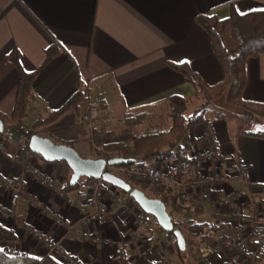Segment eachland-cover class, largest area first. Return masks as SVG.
I'll list each match as a JSON object with an SVG mask.
<instances>
[{"label":"crops","instance_id":"1","mask_svg":"<svg viewBox=\"0 0 264 264\" xmlns=\"http://www.w3.org/2000/svg\"><path fill=\"white\" fill-rule=\"evenodd\" d=\"M261 9L264 0H0V112L11 113L18 70L30 72L39 67L45 49L54 43L55 54L33 80L34 99L26 118L31 124L76 91L81 92V101L46 127L26 128L30 134L70 145L83 157H94L93 149L98 148L93 147L91 133L76 119L87 104L99 101L107 104L110 117H118L122 125L127 115L143 114L145 122L137 127L139 131L169 128L168 97L196 100L191 85L169 63H187L207 85L223 79L209 36L195 17L206 14L224 19L231 10L242 14ZM243 72L241 98L264 104V52L247 58ZM209 129L222 151L220 169L226 180L216 188L203 187L199 207L184 205L167 192L165 209L181 223L187 241L183 249L176 239L175 248L156 220L119 189L114 200L105 196L107 213L85 224L62 197L41 185L33 174L25 177L24 189L54 216L66 219L71 228L56 225L24 198L10 204L9 195L0 190V204L9 212V217L0 214V224L15 236L11 241H0V248L39 258L52 255L61 264H264V228L247 222L238 202L221 210L213 211L212 207L223 191L231 188L250 195L264 209V135L230 128L222 119L213 118L193 128L191 149L208 146ZM101 139L128 141L130 134L124 125L118 134L102 135ZM0 140L4 145L0 175H20L24 161L62 184L70 174L63 161H44L23 149L21 134L17 138L0 135ZM239 164L249 172L248 183L238 176ZM90 184V180H82L77 188L65 192L84 199ZM142 191L155 197L149 186H143ZM173 202L179 207L173 208ZM194 222L201 225L192 228Z\"/></svg>","mask_w":264,"mask_h":264},{"label":"trees","instance_id":"2","mask_svg":"<svg viewBox=\"0 0 264 264\" xmlns=\"http://www.w3.org/2000/svg\"><path fill=\"white\" fill-rule=\"evenodd\" d=\"M195 22L203 27L207 32L213 53L223 70V79L215 84L207 85L189 68L187 63H169L171 67L182 74L184 79L191 85L194 91V98L199 99V105L189 114L185 110L191 104L192 99L179 95H170L167 99V115L170 118V126L165 130H156L146 127L138 130L137 127L145 122L144 115H127L123 118L125 127L130 134L128 141L102 142L101 136H111L113 132L109 129V110L105 102L99 101L101 119L98 124L88 131L92 136L94 157L125 158L128 161L120 162L116 166H126L130 164H147V162H159L172 158H184L193 145L192 130L197 124L210 123L213 117L205 111V105L219 100L221 92L226 88V101L229 105L245 110L253 114L264 122V104L252 103L241 98V90L244 85V61L249 57H254L260 52H264V9L252 10L245 13H237L231 10L228 17L217 19L214 15L200 14L195 17ZM52 43L45 49L43 63L35 70L24 72L18 70L17 88L14 97L13 107L9 115L0 112V118L4 123V130L0 135L10 136L9 128L12 125L19 126V122L26 118L31 102L34 99L32 92L33 80L44 63H47L55 54ZM18 57L13 56V61L17 62ZM219 98V99H218ZM81 101V92L76 91L71 97L63 102L56 109L35 118L29 128L39 130L55 122L67 110L75 109ZM23 135V149L41 158L38 154L31 152L27 147L30 130L18 127ZM253 134L264 135V132L250 131ZM100 146V148H99ZM70 171V170H69ZM70 175V174H69ZM69 175L63 183L65 191L77 188L82 180H94L92 178H80L75 184L69 183ZM130 183L132 187L142 190L143 185L135 182ZM127 198L135 203L128 192L120 190ZM136 204V203H135ZM173 208L179 206L172 203ZM171 217L173 228L178 229L183 235L185 246L187 244L185 234L182 232L181 223L172 219L171 212L167 211ZM146 214V213H145ZM190 222L192 220H189ZM200 223H191V227H197ZM159 229L166 236L171 237L175 248H177L175 238L171 230ZM14 233L0 224V241L14 240ZM196 238L193 242L196 241ZM202 239V236H199ZM178 249V248H177ZM194 251L193 254H195ZM198 253V252H197ZM0 264H61L54 256L46 255L36 257L30 254L13 252L6 248H0Z\"/></svg>","mask_w":264,"mask_h":264},{"label":"built area","instance_id":"3","mask_svg":"<svg viewBox=\"0 0 264 264\" xmlns=\"http://www.w3.org/2000/svg\"><path fill=\"white\" fill-rule=\"evenodd\" d=\"M100 111L97 105L89 104L77 117V122L84 125L87 131H91L100 120ZM209 144L202 149H191L184 158L167 159L154 164H130L126 166H107V169L117 176L138 184L153 185L158 199L164 206H168L167 192L170 190L176 200L184 205L199 207L201 204L200 193L203 187L216 188L217 185L226 180L225 174L221 171L220 165L223 161L221 149L216 145V139L212 129H209ZM4 150V145L0 140V151ZM239 178L248 183L249 172L243 165L237 166ZM33 174L41 185L59 195L77 213L79 220L85 224L98 221L107 213V198L114 200L117 196V188L104 182L101 179L91 180L88 192L84 199H75L68 195L63 189V184L49 173L34 169L29 161L22 163V173L20 175L5 176L0 175V190L9 195L10 204H15L20 198H24L28 205L39 207L47 217L53 219L56 225L71 228V224L64 218L56 217L49 208L40 202L35 196L29 194L24 189L25 177ZM220 200L213 202V211L229 207L231 203L238 202L245 211L246 221H251L262 230L264 223V209L262 205L235 189H225ZM0 214L2 217H9V212L0 204ZM132 243V240H129ZM55 249V245L52 246ZM247 264H254L249 263Z\"/></svg>","mask_w":264,"mask_h":264},{"label":"water","instance_id":"4","mask_svg":"<svg viewBox=\"0 0 264 264\" xmlns=\"http://www.w3.org/2000/svg\"><path fill=\"white\" fill-rule=\"evenodd\" d=\"M4 123L0 118V133ZM28 149L38 154L44 161H63L70 170L69 183L75 184L80 178L101 179L128 195L143 212L151 215L164 230H171L179 248H184V239L178 229L173 228L171 217L168 215L163 202L156 197L147 196L142 190L132 187L129 182L107 169L125 158L83 157L73 147L64 143H55L50 138L38 133H31L27 141Z\"/></svg>","mask_w":264,"mask_h":264},{"label":"rangeland","instance_id":"5","mask_svg":"<svg viewBox=\"0 0 264 264\" xmlns=\"http://www.w3.org/2000/svg\"><path fill=\"white\" fill-rule=\"evenodd\" d=\"M226 93H227V89L225 88L221 92L222 95H220V97H219L220 99L218 98L219 100L215 101V103H216L215 105H213V103H208L205 105V111L207 113H209L210 115H212L213 118H220L223 121L227 122L230 128L256 131V132H258V131L264 132V125L262 123L263 119L255 116L253 114H250L243 109L229 105L225 99ZM199 102H200L199 99H198V101L195 100L194 102H191V104L185 110V114H189L195 107H197L199 105ZM89 104L97 105L99 108V111H100V107H99L98 102H90ZM89 104H87V105H89ZM235 113H236V117H238V118L240 117V119L235 118V116L233 115ZM113 114H115V112ZM113 116L110 117V115H109V121H110L109 129L114 134H118L122 129H124V125H122L120 120H118V117H115V116L113 117ZM99 119H101V112H100ZM117 121H118V123H117ZM98 122H97V124H98ZM29 124H30V119L24 118L21 120V123L19 124V126L12 125L9 128V131H10L9 134L11 135V137L17 138V136L20 134V130L18 127H22L24 129H26L29 127ZM168 124H169V120H168ZM165 129H167V126H164L161 130H165ZM34 169H36V168H34ZM142 185L143 186H149L146 184H142ZM149 188L153 192V196H155L157 198L158 195L156 194L157 192L155 191V188H157V187L151 185V186H149ZM166 210L169 211L168 209H166Z\"/></svg>","mask_w":264,"mask_h":264}]
</instances>
